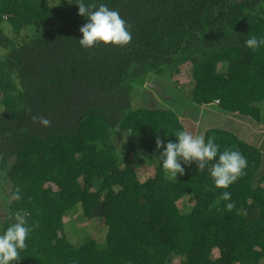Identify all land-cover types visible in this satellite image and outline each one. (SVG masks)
Returning a JSON list of instances; mask_svg holds the SVG:
<instances>
[{
    "label": "trees",
    "instance_id": "1",
    "mask_svg": "<svg viewBox=\"0 0 264 264\" xmlns=\"http://www.w3.org/2000/svg\"><path fill=\"white\" fill-rule=\"evenodd\" d=\"M100 2L127 21V45L82 48L69 0H0V234L17 214L36 225L15 264H264V46L245 44L264 36V0ZM209 107L219 123L199 130ZM179 129L240 151L244 173L227 189L215 161L167 175L159 153ZM74 214L104 232L72 240Z\"/></svg>",
    "mask_w": 264,
    "mask_h": 264
},
{
    "label": "clouds",
    "instance_id": "2",
    "mask_svg": "<svg viewBox=\"0 0 264 264\" xmlns=\"http://www.w3.org/2000/svg\"><path fill=\"white\" fill-rule=\"evenodd\" d=\"M79 5V14L85 17V23L80 27L82 37L78 39L82 48H92L98 43L127 45L132 40V33L128 30L127 21L120 12L110 8L100 0H69ZM247 47L253 50L264 46V36H251L245 41ZM47 124L49 121L43 120ZM176 139L169 140L160 152L162 168L167 175L177 178L178 173L185 172V165L197 164L203 170L210 161H215L208 167V172L217 188L227 189L233 184L247 167V158L240 151L220 146L212 137L205 138L203 132L193 134L187 129L174 132ZM160 137L156 139L157 148L164 145ZM218 157V158H217ZM231 192L223 191L220 199L226 201V208L231 210L234 201ZM16 200L21 199L20 191L14 193ZM16 222L6 227L0 234V264H15L19 260V252L26 247V241L35 224L30 225L24 215L17 214Z\"/></svg>",
    "mask_w": 264,
    "mask_h": 264
},
{
    "label": "rangeland",
    "instance_id": "3",
    "mask_svg": "<svg viewBox=\"0 0 264 264\" xmlns=\"http://www.w3.org/2000/svg\"><path fill=\"white\" fill-rule=\"evenodd\" d=\"M178 78H181V80H183L186 83H188V77L187 76L179 75ZM186 85H188V84H186ZM149 86H151V90H153L154 92H156L155 94L158 96L159 100L160 99H163L167 103L171 104V101H169V99H168L169 97H163L162 96L164 94V91L161 90L158 85L152 83L151 85L149 84ZM213 113H214V111L210 107L208 109H206V110H203L202 113L199 112L198 120H197V122L195 124V127H200V123H203V122H210V123L212 122L213 124H218L219 123V120L216 121L217 117ZM180 116H181V119L183 120V122L186 123V125H189V123L195 122V116L192 113H188V114L183 113ZM263 125H264V122H263ZM231 126L233 128L236 127L233 124ZM256 127H264V126L259 125V124H256ZM198 129L203 131V129L201 127L198 128ZM235 130H236V128H235ZM240 135L243 137L242 128L240 130ZM128 136H129L128 134H125L121 138V140L127 141ZM126 148L129 149V150H131L128 147H126ZM132 153H133V151L131 150L130 154H132ZM148 164L149 163H145V162L142 163V164H140L139 171L141 172L142 175L147 176L149 174H152V172H153V166H152V164H150V165H148ZM5 195H8V191L4 187H1L0 188V220L3 218V216H5L4 202H3V198H4ZM186 202H187L188 205L190 203H192V201H189L188 202L187 200H186ZM76 217H77L76 214L71 215V219H70L69 216L64 217V220L65 221L71 220L70 223H69V221H67V229H68L67 230V234L74 241L80 239L81 236H83V235H79V233H81V234H82V232H87L88 233L87 230H89V232H93V234L92 233L91 234L94 235V236H99L105 230V225L102 222V220H100V218H97L95 220H91V222H88L86 218H82V219L77 220ZM75 222H76V224L72 225V223H75Z\"/></svg>",
    "mask_w": 264,
    "mask_h": 264
}]
</instances>
